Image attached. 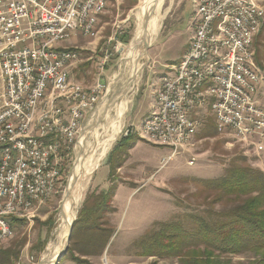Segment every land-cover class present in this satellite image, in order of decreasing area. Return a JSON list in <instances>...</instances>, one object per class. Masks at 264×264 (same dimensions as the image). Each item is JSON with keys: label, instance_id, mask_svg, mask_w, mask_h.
<instances>
[{"label": "built area", "instance_id": "obj_1", "mask_svg": "<svg viewBox=\"0 0 264 264\" xmlns=\"http://www.w3.org/2000/svg\"><path fill=\"white\" fill-rule=\"evenodd\" d=\"M109 1L0 0V247L15 236L16 223L34 217L57 193L83 124L106 94L102 76L113 51L88 58L98 71L84 84L71 78L83 60L79 48L66 43L96 39ZM193 5L189 48L160 80L138 135L175 155L198 133V116L210 111L219 134L263 152L264 69L254 42L264 25V5Z\"/></svg>", "mask_w": 264, "mask_h": 264}, {"label": "rangeland", "instance_id": "obj_2", "mask_svg": "<svg viewBox=\"0 0 264 264\" xmlns=\"http://www.w3.org/2000/svg\"><path fill=\"white\" fill-rule=\"evenodd\" d=\"M142 2L143 0H137V4L128 9L130 0H110L106 11L100 17L98 37L96 39L74 38L72 44L67 45L78 47L83 59H86L87 55L100 54V50L103 52L106 48L113 51L114 54L102 76L109 91H106L105 98L84 122L70 158L62 171V181L57 193L39 205L34 217L16 223L15 236L5 245L25 241L17 264L39 263L48 252V246L57 238L58 228L61 227V230L65 228L63 200L66 188L69 186L68 182L75 172L78 157L83 156L85 162L95 141L97 147L91 163L94 167L86 183L83 184L78 204L73 201L74 193L69 195L67 203L72 214L77 217L87 194L96 190L94 181L98 167L107 163L108 154L118 141L129 134L136 135L137 145L130 148L129 159L124 163L129 161L128 164L131 163V167L134 165L135 172L141 174L143 178L141 182H146L132 193L129 199L127 197L131 192L127 189L123 188L119 193L122 219L118 233L114 237V249H120L121 242H127L128 238H137L130 243L128 251H125L126 254L146 256L135 242L149 230H153L158 223L172 220L173 218L169 217L175 211V203L177 205L179 203L176 207L182 212L204 208L198 203L205 200L200 199L198 202L194 196L197 191L193 182L194 178L220 177L225 173L230 162L233 159L238 160V157L244 158L243 163L264 170V151H253L251 147L237 141L231 134H219L214 128L211 113L205 114V120L198 116L203 121L198 133L186 148L178 150L175 155H172L170 147L151 143L138 135V130L150 108L152 87L165 74L171 72V64L181 59L180 57L191 42L194 10L193 0H164L157 31L153 35H148V42L142 41L135 44L134 38L138 28L137 11ZM261 3L264 5V0H261ZM110 38H112L111 42H109ZM132 44H135L137 49L135 48L136 51L132 57L127 58ZM256 45L264 49V29H261L255 38L254 49ZM140 52L144 54L142 59L137 61ZM85 61L87 60L74 66L71 71L72 80L81 83L95 80L98 71L96 64L91 62V67L83 70L81 64ZM137 62L139 65L136 64ZM108 101L110 103L98 113L100 107ZM262 103L264 105V87ZM102 150L106 151L104 155H101ZM171 155L172 159L169 158ZM190 161L194 163L191 164ZM131 170L124 168L121 173L115 175L114 185L123 180V177L129 176L132 173ZM105 172V168L100 170L96 175V181H100ZM207 200L208 203L212 199ZM213 207L220 210L225 206L218 202L214 203ZM142 228L146 230L143 231ZM70 244L71 241L69 247ZM254 255L253 252H247L231 256L229 264H251L255 258ZM156 258H169L162 264H195L193 260L195 257L192 256ZM154 262L151 264H155Z\"/></svg>", "mask_w": 264, "mask_h": 264}, {"label": "trees", "instance_id": "obj_3", "mask_svg": "<svg viewBox=\"0 0 264 264\" xmlns=\"http://www.w3.org/2000/svg\"><path fill=\"white\" fill-rule=\"evenodd\" d=\"M136 4L137 0H130L128 8ZM255 51L257 64L264 68V49L256 45ZM90 67L91 61L81 64L83 70ZM137 141L136 135L129 134L111 149L107 159L111 176L117 175ZM243 161V157L233 159L220 177L194 178L197 187L194 196L198 202L205 200L198 203L204 208L176 214L169 222L158 223L135 242L142 253L161 258L192 256L195 264H229L231 256L253 252L255 258L251 264H264V170ZM115 187L88 193L63 259L91 264L83 256L103 254L115 232L107 218L108 212L113 211L111 199ZM210 198L211 202L207 203ZM218 202L224 204V209L213 207ZM24 246L22 241L1 248L0 264H17Z\"/></svg>", "mask_w": 264, "mask_h": 264}, {"label": "crops", "instance_id": "obj_4", "mask_svg": "<svg viewBox=\"0 0 264 264\" xmlns=\"http://www.w3.org/2000/svg\"><path fill=\"white\" fill-rule=\"evenodd\" d=\"M124 7V5H123ZM128 8V7H127ZM132 8V7H131ZM130 9V8H128ZM102 16V15H101ZM100 28V27H99ZM192 31H193V24H192ZM79 37L75 38V39H78ZM68 44H72V40L68 41L66 43V45ZM190 45V44H189ZM189 45L187 47V50L189 48ZM70 46V45H69ZM83 48V47H82ZM186 50V51H187ZM185 51V52H186ZM184 52V53H185ZM183 53V55H184ZM91 55L87 56L86 59H83L82 61L84 60H87V61H91V60H88V58L90 57ZM98 56V55H97ZM182 58V57H180ZM179 58V59H180ZM111 60V59H110ZM81 61V62H82ZM180 61V60H179ZM92 62V61H91ZM80 63V62H79ZM176 64V63H175ZM171 65H174V64H171ZM74 68V67H73ZM72 68V69H73ZM106 72V71H105ZM84 83V82H83ZM92 82H89V83H84V84H90ZM159 83H160V80H158L156 82V84L152 87L151 89V93H150V108L149 110L146 112V116L145 118L150 114L151 110H152V106H153V103H154V93H155V90L156 88L159 86ZM206 113H210V111H205V114ZM203 115L202 118L203 120L206 119V115ZM212 115V114H211ZM212 119H213V122H214V128L216 130V126H215V119L214 117L212 116ZM145 120V119H144ZM137 144H135L136 146ZM172 153V151H171ZM170 153V154H171ZM169 154V155H170ZM168 155V156H169ZM130 156V155H129ZM129 159V158H128ZM128 162L124 163L122 165V167H120L117 171V175L118 173L124 169V168H130L132 169L130 172V175L129 176H126V177H123V180H121L120 182H118V184H115V193L113 194L112 196V199H111V207L113 209V211H110L108 212L107 214V218L109 219V222L110 224L115 227V232L113 234V236L111 237L110 241L108 242L103 254L101 255H88V256H83L84 258L88 259L90 261L91 264H102V260L104 257H107L108 259V264H151L152 262H154V260H156V264H162L163 262H166L167 259L169 258H166V259H158L154 256H143V255H132V254H126L125 251H128V247L130 245V243H133L137 238L136 237H132V238H128L126 239L127 242H121V248L120 249H114V237L116 236V234L118 233V229H119V226L121 225V211H120V207H119V202H120V199L118 198L119 197V193L123 190V188L127 189L128 191H130L131 193L128 195V199L131 197L132 193H134L135 191H137L146 181L144 182H141L143 178H141V174H139L138 172H135V168H134V165L131 167V163L128 164ZM139 166V164L137 165ZM103 168H105L106 172L103 176V178L100 180V181H96V175L97 173L102 170ZM111 169H110V165L108 164V162L100 165L98 167V169L96 170V175H95V181H94V184H95V188L96 190H93V191H97V192H100V191H103V190H108V188L114 186V175L111 176ZM132 174V175H131ZM139 174V177H137V175ZM118 178V177H117ZM150 178V176L148 177V179ZM129 180V182H128ZM126 181V182H125ZM134 187V188H132ZM91 192V191H90ZM88 195V194H87ZM87 197V196H86ZM85 201V200H84ZM84 203V202H83ZM176 203H175V211L172 213V215L169 217L170 219L173 218L176 214H181L183 213L182 211H178L177 210V207H176ZM83 206V205H82ZM178 206V205H177ZM82 208V207H81ZM80 208V209H81ZM168 218V219H169ZM147 228V227H146ZM146 228H142L143 231L146 230ZM145 229V230H144ZM144 233V232H143ZM6 244V243H5ZM4 244V247H6L7 245ZM2 247V248H4ZM1 249V247H0ZM77 253V252H76ZM176 261V259H175ZM178 263V262H176ZM60 264H80L76 261H74L73 259L71 258H62L61 261H60Z\"/></svg>", "mask_w": 264, "mask_h": 264}, {"label": "bare ground", "instance_id": "obj_5", "mask_svg": "<svg viewBox=\"0 0 264 264\" xmlns=\"http://www.w3.org/2000/svg\"><path fill=\"white\" fill-rule=\"evenodd\" d=\"M163 1L162 0H143L142 5L139 7L137 11L138 28H137V32L134 38L135 44H139L142 41L146 42L147 38L149 37L148 35H153L157 31L159 27V20H160L159 15L161 12ZM148 17H149V23H148V28L146 30L144 27V20ZM135 44H132L131 48L128 50L127 58L132 57L134 55L136 51ZM143 54L144 52L139 53V55L137 56V61H140V59H142ZM136 64L139 65V62H137ZM108 91L109 89H107V92ZM109 103L110 101H108L105 105L101 106L98 113L103 111L104 108ZM96 147H97V142L95 141V143L92 145V147L90 148L88 152L87 159L85 162H84L83 156L78 157L77 162H76L75 172L72 174V177L70 178L68 182L69 186L66 188L68 190V195L63 200V209H64L63 211L65 212L64 213L65 214V228L63 227V230H61V227L58 228L57 238L53 242H51V244L48 246L49 247L48 252L42 257L41 261L37 264H55L57 262L58 256L63 252V250H65L67 243H68V235H69L70 226L75 218V216L72 214L68 206L67 201H68L69 195L71 193H74L73 201H76V203L75 202L74 203L78 204V199L80 198L81 190L84 187L83 184L86 183V180L94 167V164L91 165V163H92V158L94 156V153L96 151ZM104 151L105 150H102L101 155H104Z\"/></svg>", "mask_w": 264, "mask_h": 264}, {"label": "water", "instance_id": "obj_6", "mask_svg": "<svg viewBox=\"0 0 264 264\" xmlns=\"http://www.w3.org/2000/svg\"><path fill=\"white\" fill-rule=\"evenodd\" d=\"M148 23H149V17L146 18V19L144 20V27H145L146 30H147V28H148ZM134 43H135V42H134ZM95 116H96V115H95ZM67 195H68V190H66L65 198L67 197ZM76 218H77V217L74 218V220H73V222H72V224H71V226H70L67 246H66L65 250H64V251L58 256V258H57V262H60L61 259L65 256V254L68 252V249H69V243H70L71 238H72V232H73L74 222H75Z\"/></svg>", "mask_w": 264, "mask_h": 264}]
</instances>
